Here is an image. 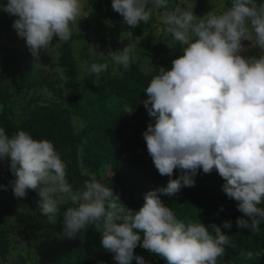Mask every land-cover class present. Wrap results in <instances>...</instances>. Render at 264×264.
I'll return each instance as SVG.
<instances>
[{"label":"clouds","instance_id":"clouds-1","mask_svg":"<svg viewBox=\"0 0 264 264\" xmlns=\"http://www.w3.org/2000/svg\"><path fill=\"white\" fill-rule=\"evenodd\" d=\"M194 8L170 6L169 0H112V9L132 28L159 12L164 30L182 52L170 69L158 68L144 91L146 99L140 102L154 120L142 134L148 154L158 173L170 179L166 187L148 191L139 210L126 206L95 173L75 188L51 140L34 138L25 130L9 136L0 127V161L9 162L15 177L0 188L10 186L18 199L26 198L28 190L36 191L38 210L50 224H57L63 215L65 238L94 228L117 264H132L134 259L146 264L143 256L134 255L137 246L167 264H218L226 246L237 248L222 231V227L231 229L230 220L222 227L200 220L186 223L160 198L194 186L200 170L205 174L215 170L225 181L222 190L243 213L236 220L239 229L258 234L264 222V0H231L223 11L203 17ZM0 11L17 17L12 27L36 64L42 50L51 51L54 38L67 42L72 37V26L84 17V4L82 0H7ZM243 41H250L260 54L243 55ZM132 51L131 45L123 51L109 49L107 55L101 53L104 62L92 63L85 71L100 76L109 62L128 69ZM123 111L134 113L129 105ZM176 169L181 174L172 179ZM69 201L71 206L62 212ZM239 254L246 260L262 255L251 250Z\"/></svg>","mask_w":264,"mask_h":264},{"label":"trees","instance_id":"trees-1","mask_svg":"<svg viewBox=\"0 0 264 264\" xmlns=\"http://www.w3.org/2000/svg\"><path fill=\"white\" fill-rule=\"evenodd\" d=\"M89 1L95 19L100 25L107 23V33L94 41L83 30L67 42L58 44V37L54 38L51 51L42 50L40 63L36 64L25 40L23 44L12 27L17 17L0 11V127L9 136L25 130L34 138L51 140L75 188L83 185L89 173H95L102 183L113 187L126 206L139 210L145 194L166 187L170 179L158 173L148 154L142 134L154 120L140 102L146 99L144 91L158 68L170 69L172 61L182 55L181 45L171 34L166 41H154L150 29L154 16L132 28L107 7L112 0ZM226 1L230 6L231 0ZM207 2L199 0L198 9L206 11ZM6 3L0 0V4ZM130 32L135 39L147 33L137 49L151 53L148 70H144L140 59L132 60L128 69L109 62L108 70L100 76L85 71L92 63L104 62L102 48L106 47V53L109 49L116 51L115 40ZM169 40L172 43H166ZM142 57H146L144 52ZM125 105L131 106L134 113H124ZM180 174L176 169L171 178ZM14 179L9 162L0 161V185H9ZM194 179V186L182 187L172 196L161 194L160 198L186 223L200 220L222 227L224 221L232 222L231 229L222 227V231L230 235L237 248L226 246L218 264H264V222L258 234L239 229L236 220L243 213L238 210V202L222 190L225 181L219 174L200 170ZM11 195L10 186L7 190L0 188V264H117L113 254L102 247L101 233L94 228L81 230L75 238H65L61 235L63 215L57 224H50L38 210L36 191L28 190L27 197L18 201ZM68 206L70 201L61 211ZM241 250L262 255L246 260L240 256ZM134 255L143 256L146 264H167L140 246ZM132 264L137 261L134 259Z\"/></svg>","mask_w":264,"mask_h":264},{"label":"rangeland","instance_id":"rangeland-1","mask_svg":"<svg viewBox=\"0 0 264 264\" xmlns=\"http://www.w3.org/2000/svg\"><path fill=\"white\" fill-rule=\"evenodd\" d=\"M82 3L84 4V12H83L84 17L81 18L79 22H77V24L72 26V33L74 34L76 32L83 30V31L89 32V39H91L92 41L98 40V39L100 40L103 37V35L107 33V28H108L107 23L100 25V23L95 19L89 0H82ZM169 3H170V6L181 5V4L195 6L194 8L195 14L199 17L205 16L207 14V11L208 12H211V11L220 12V11H223L226 7H229L226 0H208V2L205 4L206 11L198 9L199 0H177V1L171 0L169 1ZM107 7L110 10L114 11L112 9V4H108ZM169 10H171V7ZM159 15H160L159 12H154L153 16L155 19L153 22H151L150 29L154 31V41H157L160 38L163 41H166L171 36L169 33H167L164 30L165 26L160 22ZM141 23L137 27H140ZM102 27H103V30L101 29ZM99 30H102V31H99ZM146 35L147 33H144L142 37ZM141 38H136V39L133 38V35L130 32L116 39L115 44L117 45V50H120V51H123L124 48L131 45L133 49L131 53L132 60L137 61V60L143 59V64H142L143 68L144 70H148L151 67L150 63L152 60V56L150 52H147L144 50H142L141 52L138 51L137 46ZM22 43L24 44L23 39H22ZM59 43H62V42H58V44ZM166 43H172V41L169 40ZM243 44L245 45V48H246V51L242 52L243 55L245 56L257 55L258 56L260 54L261 50L259 48L251 47L250 41H243ZM105 49L106 47L102 48L100 54L104 53L105 55H107V53L105 52ZM143 52L146 55V57H142ZM11 196L14 201L16 200L18 201V198H16L14 195H11ZM19 206L23 209L26 208L21 205Z\"/></svg>","mask_w":264,"mask_h":264}]
</instances>
